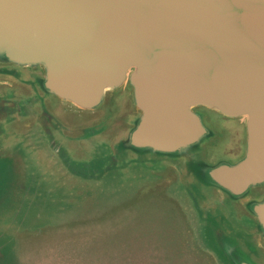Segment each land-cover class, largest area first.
Returning <instances> with one entry per match:
<instances>
[{
	"label": "water",
	"instance_id": "water-1",
	"mask_svg": "<svg viewBox=\"0 0 264 264\" xmlns=\"http://www.w3.org/2000/svg\"><path fill=\"white\" fill-rule=\"evenodd\" d=\"M143 202L157 264H264V0H0V264Z\"/></svg>",
	"mask_w": 264,
	"mask_h": 264
},
{
	"label": "rangeland",
	"instance_id": "rangeland-1",
	"mask_svg": "<svg viewBox=\"0 0 264 264\" xmlns=\"http://www.w3.org/2000/svg\"><path fill=\"white\" fill-rule=\"evenodd\" d=\"M70 216L71 212L68 210L61 214L58 220H67ZM123 216V219L108 222L103 226L102 224L87 227L81 225L76 229H71L70 226L62 227L66 229H56L57 231L52 232L55 233L52 235L53 238L67 239L52 244L50 251L44 250L43 255L41 254L40 264H66L54 258V255L65 248L71 250L74 243H79L80 238H107V240L123 238V243L116 247L113 242L106 244L111 247L107 252L108 255L113 254L114 257L108 262L105 261L104 264L159 263L161 259L156 255L166 251L165 246L161 243V238H165L168 234L165 233L164 226L166 223L171 225L172 221L174 222L173 216H169V219L163 215L161 210L154 209L147 202L140 203L132 209V212H127ZM76 239L78 242H74ZM47 240L44 239L43 241Z\"/></svg>",
	"mask_w": 264,
	"mask_h": 264
}]
</instances>
